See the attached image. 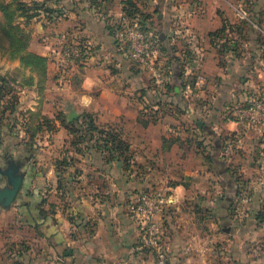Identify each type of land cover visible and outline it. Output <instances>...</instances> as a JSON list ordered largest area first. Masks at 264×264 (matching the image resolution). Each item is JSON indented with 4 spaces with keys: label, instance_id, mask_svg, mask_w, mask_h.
<instances>
[{
    "label": "crops",
    "instance_id": "1",
    "mask_svg": "<svg viewBox=\"0 0 264 264\" xmlns=\"http://www.w3.org/2000/svg\"><path fill=\"white\" fill-rule=\"evenodd\" d=\"M252 1L256 11L262 0ZM143 2L158 20L161 45L166 47L168 40L178 44L179 50L174 48L170 53V66L163 64L171 72L174 91L180 92V62L185 74L195 70L197 80L204 84L190 100L176 101L174 105L178 112L186 114V129H111L130 146V168L117 158L107 159L92 147L83 151L80 145L81 151H76L69 142L68 130L55 129V143L69 149L68 160L72 157L70 164L57 172L61 182L67 186L70 183V192L45 185L40 189L34 182L38 174H29L34 168L22 165L24 177L14 204L0 207V231L14 227L11 224L16 216L21 226L53 239L57 246H67L64 255H69L74 264H155L156 254L152 251L136 250L143 229L137 219L128 215L126 207L137 193L134 189L139 192L149 182L159 180L169 190L168 204L159 217L168 264H253L259 259L255 253H264V133L242 128L227 117L225 110L248 100L264 78V58L257 56V49L239 52L242 46L252 45L251 34L257 32V26L251 21L252 26L241 27L244 18L239 15L243 11L239 6L244 0ZM223 22L232 29L227 36L237 39L238 45L219 53L209 35ZM235 23L240 26L239 32ZM242 36L247 40L243 41ZM109 37L103 29L93 38L99 41ZM94 50L75 66L78 84L68 83L62 88L66 100L59 104L65 109H75L71 102L78 104L89 110L97 123L110 124L120 116L130 115L127 112L131 103L128 93L124 95L115 82L111 83L114 75L123 73L121 82L130 88L137 69L127 70L129 59L115 49H110L119 62L115 67L106 65L107 61L96 56L98 50ZM185 53L189 57H182ZM142 86L138 98L149 102V89L143 83ZM156 94L155 100L168 96L162 90ZM64 108L59 110L64 112ZM4 142L9 143L7 138ZM26 182L30 191L37 190L45 199L42 208L47 218L40 220L37 229L20 213L18 196L23 194ZM232 203L236 206L233 211ZM238 205L242 218L237 217Z\"/></svg>",
    "mask_w": 264,
    "mask_h": 264
},
{
    "label": "rangeland",
    "instance_id": "2",
    "mask_svg": "<svg viewBox=\"0 0 264 264\" xmlns=\"http://www.w3.org/2000/svg\"><path fill=\"white\" fill-rule=\"evenodd\" d=\"M2 1L8 4L9 11L13 13V24L18 26L26 36L27 48L24 52L45 56L46 61L43 63L26 61L21 57L22 51L0 47V130L2 128L10 130L13 137L5 145V134L8 132L5 130L1 134L0 131V168L5 165L4 156L7 155V157L20 161L22 165H31L34 168L38 174L34 182L40 189L45 185V188L49 186V189L57 190L60 188L62 192L66 189L70 192V183L67 186L65 181L61 182L57 178L58 170L62 169L59 162L69 156L66 152L69 149L55 143V129L74 130L77 126L72 128L70 123L75 119H79L80 122L83 120L84 114L90 113L86 108L79 107L78 104L72 102L70 105H74L78 113L74 108L65 109L59 104L61 100H66V94L62 92V88L65 89L68 83L72 86L76 85L79 80L78 73L74 69L79 62H75L71 51L76 52L84 49L89 56L96 49L98 50L96 56L104 58L107 61L106 65L110 64L115 67V64L117 65L119 62L115 60V55L112 51L110 52V49H115L117 54H121L125 60H130L125 56L124 42L120 41L117 36L120 18L125 9L127 8L126 11L131 14L139 12L150 14L151 25L156 28L158 20L143 0ZM260 3L256 11L253 8L254 2L252 0H244L242 6H239L249 15L252 24L257 26L255 28L257 32L251 34L252 45L248 43L250 41L248 39V44L242 46L239 52L250 53L252 51L250 48L255 47L259 57L262 55V45L257 39L261 31H263L261 33L264 36V0ZM256 15L257 17H255ZM0 17H2L1 12ZM245 19H248V16ZM241 24L246 25L244 22ZM235 27L237 30L240 28L236 23ZM241 27L244 26L241 25ZM103 29L107 31L110 37L100 38L99 42L93 37L96 33H101ZM90 33L93 36H90ZM242 40H245L244 36H242ZM97 43L101 44L102 47ZM177 46L176 42L168 40L165 50L162 48L159 51L156 50L160 65L165 64L167 66L168 64L170 66L168 63L170 53L174 52V48L179 50ZM183 56L189 57L187 53ZM129 60L126 61L128 63L127 70L128 68L130 71L137 69L135 70V82L131 80L130 88L125 87L126 85L121 82L122 76H124L122 73V75H114L115 80L111 83L115 82L117 90L124 95L125 92L128 93L126 96H129L131 103L127 113L130 112V115L120 116L111 121L110 124L98 122V125H105V129L108 128V125L116 129H186V114L178 112L179 109L175 108L177 103H184V100L181 97L180 99L172 98L171 91H168V96H160L157 98L159 100H155L153 97L157 96L156 93L160 91V87L158 88L154 84L148 73L138 68L136 64L131 65ZM177 69L179 76H181V70L185 71L184 64L180 62ZM106 71L109 73V70ZM110 71L112 72V69ZM190 71L189 78L196 72L193 69ZM183 79H185L184 76L179 83ZM142 83L149 89L151 95V100L148 99L149 102L144 101L140 96L142 101L138 98L140 93L138 90L143 87ZM169 84L173 85L172 83ZM63 108L65 109L64 112L59 110ZM136 110H138L137 117ZM70 111L75 112L71 121L68 120ZM94 118L96 117L94 116ZM97 121L96 119V123ZM73 136L69 140L70 144L73 141ZM87 137L89 136L87 135ZM14 140L17 143L13 148L11 141ZM82 145L83 151L91 149L85 147L84 142ZM11 147L13 148L12 154H9ZM92 149L95 150V147ZM50 170L53 171V174H49ZM69 177H72L70 173ZM42 178H44L43 181ZM158 181L156 180L157 183L149 182L145 188L139 191L166 186ZM4 184L5 181H1L0 187ZM133 192H138L137 188ZM67 203L66 201L62 204L63 208ZM19 222V218L15 216L11 224L14 227L11 226L7 230L2 229L0 231V264H74L69 255H64V251L68 249L67 246L65 248L57 246L53 239L43 237L35 230L21 226ZM261 248L262 246H259V250H257L261 251ZM255 256H258L259 259L253 264H264V253L257 252Z\"/></svg>",
    "mask_w": 264,
    "mask_h": 264
},
{
    "label": "trees",
    "instance_id": "3",
    "mask_svg": "<svg viewBox=\"0 0 264 264\" xmlns=\"http://www.w3.org/2000/svg\"><path fill=\"white\" fill-rule=\"evenodd\" d=\"M136 4V3H135ZM138 5V4H136ZM131 7H134V5H131ZM128 10L127 8L125 9V12H123V15L120 18V28H119V33H118V38L120 41L124 42L120 36V33L122 32L124 28V23L123 20H131V19H137L139 21V24L141 26V29L146 32L152 34L156 39H157V47L156 50L159 51V49L165 50V47H163L161 44V40L159 38V33L156 29V27L151 25V15L150 14H143V13H133L131 14L130 12L126 11ZM0 12L2 17H0V47L2 48H9L11 50H16V51H22L21 57L25 59L26 61H34L35 63H43L46 61V57L42 55H37L34 53H29V52H24V50L27 48V40L26 36L23 34L21 29L13 24L14 16L11 11H9L8 4L5 3L4 1L0 0ZM241 23H245L248 27H250L251 20L250 19H242L240 21ZM237 30V28H236ZM227 31H232L231 27H228L226 23L223 22V25L221 28L217 29L216 31L210 33V39H211V45L218 48V52H223L222 50H225L230 47H235L237 46V39L230 38L227 36ZM239 32V29H238ZM257 38V36H256ZM246 39V38H245ZM259 40V41H258ZM257 41L262 45V55L259 57L264 58V36L262 33H259V37ZM257 42V43H258ZM124 49L128 51L127 45L124 43ZM72 56L75 58L76 63H81L85 58H87V53L85 52L84 49H80L76 52L71 51ZM129 57V55H128ZM130 58V57H129ZM131 60V59H130ZM131 62L135 64L132 60ZM139 68V67H138ZM181 70V69H180ZM168 72V71H167ZM171 74L169 70V75ZM191 73L185 74L183 70L180 72V77L182 78L183 76L185 79L181 80V83L179 85L180 92L176 93L174 91L173 85H170V79L165 82L163 85L157 86L159 90L164 91L165 93H168V91L172 92L171 97L172 98H177L181 97L185 102L190 100L192 97H194V93L201 88L202 85H199L200 87H197L196 81H197V76L192 74V76L189 78V75ZM186 84H189L193 88V93L191 96L188 98L184 97L182 94V91L185 87ZM256 94V91L252 93L250 98L248 100L238 102L233 106H227L226 107V112L228 113V118L229 119H234L232 115V111L234 110L235 107L237 106H246L250 104L251 98L254 97ZM181 95V96H180ZM83 120L79 122V119L73 120L70 124L72 128L75 129H67L69 134L73 136V141L71 142V146L78 152L81 151V146L83 142L85 143V147H92L101 153L104 154V157L107 159L110 158H117L122 161L123 165L125 167L130 168V160L132 157V153L130 151V146L127 141L123 140L120 135L111 129H116L114 127H109L105 129V125H98L96 123V120L94 118V115L92 113H86L83 116ZM146 124V123H145ZM7 131L8 133L5 134L6 138L8 141L12 140L13 137L10 133V130L2 128L1 134H3L4 131ZM87 135L89 137H87ZM9 138V139H8ZM166 142V139L163 138V143ZM16 141H11V144L13 146L16 145ZM197 145H201V141H196ZM90 144V145H89ZM70 160H68L66 157L60 160L61 168H65L67 165H69ZM60 171V170H58ZM30 176L33 177L36 175V172L31 169L29 172ZM22 192L23 194L18 196V201L21 207V216L27 218V221L30 222L32 226H34L36 229L39 225L40 220L43 221L47 218L46 212L43 210L42 205L45 202V199L42 197V195L37 191V190H32L30 191L29 188V183L26 182L22 185ZM148 189L141 190L137 193H140L142 191H147ZM136 193V194H137ZM241 193V192H239ZM130 201V200H129ZM128 201V203H129ZM127 203V205H128ZM232 211L236 209L235 203H232L231 205ZM148 249L149 251H152L155 254V250L153 248H145Z\"/></svg>",
    "mask_w": 264,
    "mask_h": 264
},
{
    "label": "built area",
    "instance_id": "4",
    "mask_svg": "<svg viewBox=\"0 0 264 264\" xmlns=\"http://www.w3.org/2000/svg\"><path fill=\"white\" fill-rule=\"evenodd\" d=\"M241 18H246V13H239ZM124 28L120 36L128 47L127 54L130 59L144 72L148 73L157 86L163 85L170 79L169 71L160 65L156 56L157 39L150 33L141 29L139 21L135 19L123 20ZM202 85L201 80L196 81ZM193 88L186 84L182 94L188 98L193 93ZM234 121L242 128L264 133V78H261L256 94L251 98L250 104L237 106L232 111ZM168 187L150 188L137 193L132 197L126 207L129 216L137 219L142 226L143 235L136 246L137 251L153 248L156 254L155 264H167L166 249L161 243L162 228L159 217L168 204ZM237 217L242 218L243 212L237 206Z\"/></svg>",
    "mask_w": 264,
    "mask_h": 264
},
{
    "label": "water",
    "instance_id": "5",
    "mask_svg": "<svg viewBox=\"0 0 264 264\" xmlns=\"http://www.w3.org/2000/svg\"><path fill=\"white\" fill-rule=\"evenodd\" d=\"M74 116L75 112L71 111L68 120L71 121ZM198 125L201 126L200 121ZM21 168L22 163L12 157L0 168V182L5 181V184L0 187V207L8 208L14 204L24 177V171Z\"/></svg>",
    "mask_w": 264,
    "mask_h": 264
},
{
    "label": "flooded vegetation",
    "instance_id": "6",
    "mask_svg": "<svg viewBox=\"0 0 264 264\" xmlns=\"http://www.w3.org/2000/svg\"><path fill=\"white\" fill-rule=\"evenodd\" d=\"M8 160H9V157H7L6 159H5V161H7L8 162ZM10 162V161H9ZM9 164V163H8Z\"/></svg>",
    "mask_w": 264,
    "mask_h": 264
}]
</instances>
